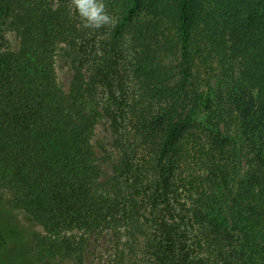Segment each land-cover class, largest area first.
Segmentation results:
<instances>
[{
  "label": "trees",
  "instance_id": "16d2710c",
  "mask_svg": "<svg viewBox=\"0 0 264 264\" xmlns=\"http://www.w3.org/2000/svg\"><path fill=\"white\" fill-rule=\"evenodd\" d=\"M114 1L118 24L106 46L124 33L133 39L142 54L131 67L144 91L113 98L132 127L117 156H101L96 80L85 72L89 32L48 0H0V198L41 228L36 264H84L90 241L105 235L115 245L107 264H247L250 229L256 245L264 232V0L258 21L250 0L215 19L237 50L214 100L189 87V47L209 0H153L156 24L146 25L132 23L141 0ZM6 11L14 48L5 44ZM207 38L225 44L218 31ZM60 43L72 49L69 92L56 73ZM199 106L205 123L188 122ZM232 109L240 123L229 133ZM236 132L248 137L247 167ZM9 245L0 231V250Z\"/></svg>",
  "mask_w": 264,
  "mask_h": 264
},
{
  "label": "rangeland",
  "instance_id": "374dc122",
  "mask_svg": "<svg viewBox=\"0 0 264 264\" xmlns=\"http://www.w3.org/2000/svg\"><path fill=\"white\" fill-rule=\"evenodd\" d=\"M152 1L141 0V7L137 9L136 16L133 17V24L146 25L150 21L156 24V20L152 15L154 11H151ZM259 1L250 0L253 4L250 11L256 15L257 21L261 12ZM48 2L55 9L63 11L70 21L76 23L79 28H83L82 21L76 14L71 0H48ZM209 2L210 5L202 16L198 14L200 21L189 47L192 59L189 87L193 91L192 94L199 93L204 100L216 99L219 90L233 76L235 69L234 66L230 65V60L233 64V52L237 50L231 45L230 38H227V33L221 29V25H215L217 16H229L235 10V0H209ZM104 3L113 23L99 29L84 28L89 32L86 42H84L85 46L88 47L86 49L90 52L89 56L85 58V72L90 80H96V96L101 110V116L94 132V145L101 156L112 154L117 156L116 142L124 140L126 136L128 137L133 120L129 110L124 112L119 110L117 104L113 103V98L121 97L122 93L133 96L144 91L143 82L139 79L138 74L133 73L131 67L133 59H140L142 52L139 47H135L136 43L127 33L123 34V39H119L121 44L114 47L106 46V40L112 36L118 24V4L114 0H104ZM247 9L248 7H245V12ZM2 22L5 30V44L12 48L16 47L19 43V36L11 12H4ZM217 31L220 33L221 40L225 41L224 45L216 42L214 38H207L209 35L216 34ZM70 52H72V49L67 44L60 43L57 47L55 59L58 81L68 92L71 89L73 80ZM108 54H110L108 58L111 59L112 68L110 73H108V67L106 66L108 61L105 64L103 59ZM228 112L225 127L229 128V133H232L239 129L240 122L238 114L233 109L228 110ZM206 115L207 113L202 106L196 107L189 112L188 119L190 121L188 122L204 124ZM235 134H233V137L238 141L237 145L242 146L240 149L243 148L244 150L242 162L247 167L251 158L250 148L247 145L248 137L247 135L238 137L237 132ZM252 139L258 141L257 138ZM143 152L147 153L148 151L143 150ZM246 155L249 158H246ZM0 231L10 243L8 248L0 250V261H7L12 264H36L32 250L33 236L41 232V228L31 222L24 212L12 208L6 198H0ZM250 234L252 237L246 252L247 264H264V232L257 245V237L253 229H250ZM114 247V241L109 235L93 238L87 249L84 264H107ZM42 264L61 263L53 261Z\"/></svg>",
  "mask_w": 264,
  "mask_h": 264
},
{
  "label": "clouds",
  "instance_id": "9594fccd",
  "mask_svg": "<svg viewBox=\"0 0 264 264\" xmlns=\"http://www.w3.org/2000/svg\"><path fill=\"white\" fill-rule=\"evenodd\" d=\"M71 4L86 29H99L113 23L104 0H71Z\"/></svg>",
  "mask_w": 264,
  "mask_h": 264
}]
</instances>
